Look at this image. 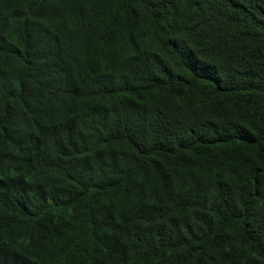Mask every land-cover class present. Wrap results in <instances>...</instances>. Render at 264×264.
<instances>
[{
    "label": "trees",
    "instance_id": "trees-1",
    "mask_svg": "<svg viewBox=\"0 0 264 264\" xmlns=\"http://www.w3.org/2000/svg\"><path fill=\"white\" fill-rule=\"evenodd\" d=\"M0 264H264V0H0Z\"/></svg>",
    "mask_w": 264,
    "mask_h": 264
}]
</instances>
